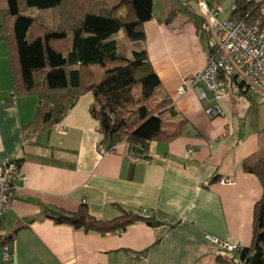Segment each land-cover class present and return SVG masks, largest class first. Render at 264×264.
<instances>
[{
  "label": "crops",
  "instance_id": "crops-1",
  "mask_svg": "<svg viewBox=\"0 0 264 264\" xmlns=\"http://www.w3.org/2000/svg\"><path fill=\"white\" fill-rule=\"evenodd\" d=\"M206 1L222 8L227 1L234 4ZM171 2L161 16L143 23L144 46L171 100L160 110L162 128L171 133L180 119L187 121L177 136L150 143V161H133L137 155L123 141L101 152L106 144L100 143L98 122L89 111V91L61 121L27 133L38 97L19 95L7 103L12 77L7 46L0 39V161L16 158L26 176L16 182L0 217V264H220L217 256L226 251L209 237L240 247L251 243L253 207L262 187L242 162L263 151L264 120L255 127L244 125L242 114L253 104L242 100L232 107L229 92L241 94L233 85L219 102L221 117L206 113L215 104L210 91L204 89L205 97L193 88L177 94L183 80L206 65L210 39L195 0H185L184 10ZM170 7L176 12L166 22ZM161 99L159 94L154 104ZM82 203L101 219L125 208L159 223L139 220L121 231L100 233L55 223L44 213L50 208L74 212Z\"/></svg>",
  "mask_w": 264,
  "mask_h": 264
},
{
  "label": "trees",
  "instance_id": "trees-1",
  "mask_svg": "<svg viewBox=\"0 0 264 264\" xmlns=\"http://www.w3.org/2000/svg\"><path fill=\"white\" fill-rule=\"evenodd\" d=\"M233 3L228 17L246 22L260 19L264 24L260 16L264 1ZM175 9H168L166 22ZM154 17L153 0H0V39L7 46L12 77L7 103L13 104L19 95L38 97L35 117L26 125V132L36 133L58 123L78 97L89 91L93 97L89 111L98 122L100 143L106 144V150L123 141L134 155L149 159L152 141L177 136L187 120L180 119L171 133L162 128L160 110L171 100L144 46L143 23ZM120 31L128 54L120 50L116 38ZM213 54L214 46L209 42L208 57ZM229 83L240 93H248L243 82L231 78ZM159 94L162 99L152 105ZM260 132L264 136V128ZM262 150L242 162L243 169L255 174L262 187L253 207L251 243L218 255L220 264H264ZM44 213L55 223L100 233L121 231L139 220L150 225L159 223L125 208L111 219H101L84 203L74 212L50 208Z\"/></svg>",
  "mask_w": 264,
  "mask_h": 264
},
{
  "label": "built area",
  "instance_id": "built-area-1",
  "mask_svg": "<svg viewBox=\"0 0 264 264\" xmlns=\"http://www.w3.org/2000/svg\"><path fill=\"white\" fill-rule=\"evenodd\" d=\"M195 2L210 44L214 46V54L208 57L203 69L183 80L176 90L177 94L182 95L193 88L200 97H205L204 89L210 91L215 104L207 108L206 113L211 117L224 115L219 102L228 95L231 78L243 82L249 94L264 99L263 21L256 19L253 22H246L231 17L220 19L218 14L222 8L219 4H212L206 0ZM260 16L264 19V3L260 9ZM12 103H15V100ZM112 150L102 149L101 152ZM190 153L189 148L186 155L189 156ZM131 159L136 161L139 157L132 156ZM18 180L25 181L26 176L20 171L17 159L10 157L0 161V217L10 203ZM209 238L229 253L240 248L237 244L220 241L214 237ZM140 258L143 259V256L140 255ZM3 259L5 261L9 259L6 250Z\"/></svg>",
  "mask_w": 264,
  "mask_h": 264
},
{
  "label": "rangeland",
  "instance_id": "rangeland-1",
  "mask_svg": "<svg viewBox=\"0 0 264 264\" xmlns=\"http://www.w3.org/2000/svg\"><path fill=\"white\" fill-rule=\"evenodd\" d=\"M168 0H153V14L154 15H160L162 14V10L164 9V6L166 5ZM185 0H172L171 3H174L175 5H179L180 7H182V10H184V7L186 5V3H184ZM184 3V4H183ZM224 8L221 9V11H219L218 17L220 19L226 18L228 16H230V12L232 9V6L227 2L224 3ZM187 6L192 7L191 3H187ZM122 37V32H118L116 35V38L119 39V43H120V50L122 51V53L128 54V49L129 47L126 45L127 43L125 42V40H123ZM137 91V90H136ZM208 92V91H207ZM229 101L232 102V107L233 105H242V100H245L246 102H249V104H253L250 105L249 109L247 111H244L245 113L242 114V122L244 121V125L246 127H255L256 125H258L262 120H264V102L260 100V98L258 97H254L253 95L249 94V93H237V91L233 90L231 92H229ZM155 101V100H154ZM154 101L152 103V105H154ZM236 108V107H235ZM238 113V109L236 108V113L234 114L235 118L236 115ZM244 115V117H243ZM221 117V116H218ZM215 117V118H218Z\"/></svg>",
  "mask_w": 264,
  "mask_h": 264
}]
</instances>
